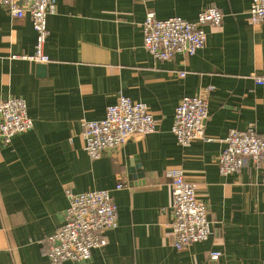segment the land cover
<instances>
[{
	"label": "crops",
	"instance_id": "1",
	"mask_svg": "<svg viewBox=\"0 0 264 264\" xmlns=\"http://www.w3.org/2000/svg\"><path fill=\"white\" fill-rule=\"evenodd\" d=\"M251 1L54 0L47 65L23 59L35 52L30 17L0 5V102L23 99L34 121L0 144V264H50L41 241L64 224L68 194L97 190L111 191L119 225L83 264H264V166L247 159L234 174L218 169L230 131L264 138V86L256 84L264 80V25L249 21ZM209 8L222 12L223 26H205L195 56L163 62L144 49L148 13L195 23ZM209 88L205 134L213 142L179 145L175 109ZM122 96L145 104L158 131L91 161L83 123L103 120ZM171 170L196 186L212 227L207 241L183 251L171 236Z\"/></svg>",
	"mask_w": 264,
	"mask_h": 264
},
{
	"label": "built area",
	"instance_id": "2",
	"mask_svg": "<svg viewBox=\"0 0 264 264\" xmlns=\"http://www.w3.org/2000/svg\"><path fill=\"white\" fill-rule=\"evenodd\" d=\"M0 5L16 19L30 17L36 33L35 52L23 59L47 65L50 62L44 51L49 36L47 19L55 12L54 0H0ZM249 21L256 26L264 25V0L251 1ZM223 22L224 16L216 8L204 10L195 23L181 18L160 20L154 13H148L142 23L144 49L154 59L163 62L172 61L177 55L193 57L207 43L205 26L221 28ZM256 84L264 86V80L257 79ZM212 90L209 88L206 94L183 98L175 109L171 132L179 145L188 146L197 141L213 142L205 134ZM33 127L34 121L23 99L10 98L0 102L1 145H10L14 137L31 131ZM158 127L159 121L145 104L122 96L106 109L103 120L83 123L84 150L91 161H97L108 151L122 149L136 136L156 133ZM224 142L226 148L218 158V169L222 176L238 172L247 159L264 166V138L257 136L253 130H232ZM166 177L172 180L173 246L183 251L193 244L207 241L212 235V227L207 207L198 199L196 186L187 181L180 170L168 171ZM122 189L123 185L119 183L116 190ZM68 198L64 224L41 241L50 264L88 262L93 250L107 245L106 233L116 230L119 225L118 207L111 191L70 192ZM220 257L219 252L210 254L212 261Z\"/></svg>",
	"mask_w": 264,
	"mask_h": 264
}]
</instances>
